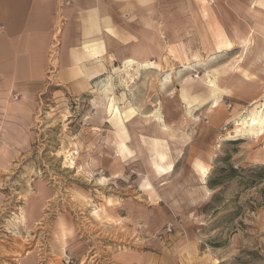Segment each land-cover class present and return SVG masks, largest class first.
<instances>
[{
	"label": "rangeland",
	"instance_id": "1",
	"mask_svg": "<svg viewBox=\"0 0 264 264\" xmlns=\"http://www.w3.org/2000/svg\"><path fill=\"white\" fill-rule=\"evenodd\" d=\"M261 2L159 0L87 89L0 96V264H264V134L235 124L264 95Z\"/></svg>",
	"mask_w": 264,
	"mask_h": 264
},
{
	"label": "crops",
	"instance_id": "2",
	"mask_svg": "<svg viewBox=\"0 0 264 264\" xmlns=\"http://www.w3.org/2000/svg\"><path fill=\"white\" fill-rule=\"evenodd\" d=\"M158 3L0 0V96L12 89L30 99L52 77L69 88L87 89L101 74L103 61L119 55L117 48L147 44Z\"/></svg>",
	"mask_w": 264,
	"mask_h": 264
},
{
	"label": "bare ground",
	"instance_id": "3",
	"mask_svg": "<svg viewBox=\"0 0 264 264\" xmlns=\"http://www.w3.org/2000/svg\"><path fill=\"white\" fill-rule=\"evenodd\" d=\"M242 42H243L242 45L244 47V52L247 53L248 49H250V43L252 42L251 38L247 37L246 39L242 40ZM217 44H218V49L221 52H222V50H228L229 51L232 48L234 49V46H235L233 44V42L230 39H228L222 32L219 33ZM228 45H231V47L229 48ZM258 57L259 58L264 57V49L259 51ZM135 64H138V66H139V64L141 66H147V63L143 64V63L139 62L138 60H136L135 58L128 57V58H124L123 65H122L123 70L131 68ZM148 64H150V63H148ZM120 69H121V67L120 68L116 67L115 71H120ZM218 79L219 78L217 76H214V78H208L206 81L208 86L210 87L211 94L214 97V103H215V105L213 104L214 107H217L219 104L218 92H220V91H222L224 93H225V91L229 92L225 87L222 86V84L220 85ZM262 97L263 98H261V99L259 98V99L252 101L251 104L246 108V110L241 112L238 115V118L235 119V124H237V126L239 127L237 129H238V131L242 132V134L255 136L256 138L260 137L264 134V95ZM116 101L117 100H116L114 95L109 96L107 99V102L105 105V112L110 117L113 116V114L116 110ZM190 109H189V113H191ZM152 116L155 117L154 120L157 121V123L160 125L161 131L167 132L168 126L165 124L164 119L162 118L163 115L161 116L159 113H156L155 115L152 114ZM148 120H151V117ZM254 121H255V123H254ZM164 158H165L164 155L160 156V160H163ZM170 167H171V165H170ZM161 168L165 169V171L161 172L159 170ZM155 171H156V173H158L161 176L166 175V168L164 167V165H155Z\"/></svg>",
	"mask_w": 264,
	"mask_h": 264
},
{
	"label": "built area",
	"instance_id": "4",
	"mask_svg": "<svg viewBox=\"0 0 264 264\" xmlns=\"http://www.w3.org/2000/svg\"><path fill=\"white\" fill-rule=\"evenodd\" d=\"M72 1H73V0H65V3H66L67 5H70V4L72 3ZM62 21H63V20H62ZM61 26H62V23H61V25H60L59 27H61ZM58 31H59V30H58ZM165 231H166V232H167V231H168V232H171V231H172L171 225H168Z\"/></svg>",
	"mask_w": 264,
	"mask_h": 264
},
{
	"label": "snow or ice",
	"instance_id": "5",
	"mask_svg": "<svg viewBox=\"0 0 264 264\" xmlns=\"http://www.w3.org/2000/svg\"><path fill=\"white\" fill-rule=\"evenodd\" d=\"M228 47L230 48L231 47V45H228ZM254 123H255V121H254ZM161 172H163V171H165V169H163V168H161V169H159ZM201 170L206 174L207 173V169L206 168H203V167H201Z\"/></svg>",
	"mask_w": 264,
	"mask_h": 264
}]
</instances>
